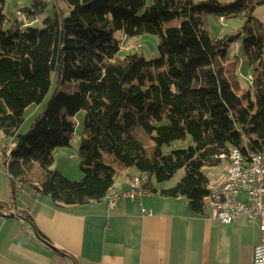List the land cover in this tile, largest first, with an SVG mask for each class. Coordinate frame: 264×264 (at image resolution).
Here are the masks:
<instances>
[{"label":"trees","instance_id":"1","mask_svg":"<svg viewBox=\"0 0 264 264\" xmlns=\"http://www.w3.org/2000/svg\"><path fill=\"white\" fill-rule=\"evenodd\" d=\"M28 1L21 10L29 19L47 16L39 26L17 20L6 28L0 10V144H17L9 167L14 180H26L35 165L44 174L36 191L68 207L108 198L120 168L147 175L149 185L152 179L168 183L184 170L160 193L185 197L195 214L204 215L211 187L205 169L221 165L232 149L264 152V24L254 16L264 0H152L150 6L147 0ZM227 17L245 24L214 37L209 18ZM118 32L157 36L159 58L121 57ZM241 41L243 55L228 71L230 52ZM243 59L252 81L241 97ZM53 73L61 84L78 83L77 89L57 91L29 132L18 135L27 108L44 101ZM81 112L83 176L73 181L53 168L54 152L71 146L76 131L69 118ZM176 143L188 146L176 149Z\"/></svg>","mask_w":264,"mask_h":264},{"label":"crops","instance_id":"2","mask_svg":"<svg viewBox=\"0 0 264 264\" xmlns=\"http://www.w3.org/2000/svg\"><path fill=\"white\" fill-rule=\"evenodd\" d=\"M40 174L36 183L44 180ZM138 174L120 168L110 195L126 192ZM225 174L226 169L213 177L211 186ZM21 185L13 189L0 168V210L13 205L32 222L24 226L0 214V264H252L254 247L263 240L259 222L250 223L244 215L225 224L208 209L195 214L185 197L162 195L172 183L152 179L136 202L121 198L114 207L109 198L59 207L50 196Z\"/></svg>","mask_w":264,"mask_h":264},{"label":"rangeland","instance_id":"3","mask_svg":"<svg viewBox=\"0 0 264 264\" xmlns=\"http://www.w3.org/2000/svg\"><path fill=\"white\" fill-rule=\"evenodd\" d=\"M202 1V0H197ZM235 0H229L230 3L234 2ZM29 3L28 0H9L7 3L2 6L0 4V10H3V15L6 17L9 24L6 26L10 27L11 25L15 24L16 21H21L25 25L30 26H39L42 23V20L47 17L45 14L40 15L38 19H29L26 14H24L21 10V8L25 7ZM147 6H150L152 4V0H147ZM20 14V15H19ZM254 16L257 18V20L264 24V6L257 7L254 12ZM244 17V16H243ZM223 21V20H222ZM219 19L209 18V29L214 37H222L225 34L232 33L235 29H238L242 27L245 24V19L241 18H230L227 17L224 22H222ZM178 25V22H172L169 24V26H176ZM116 41H121L125 51L121 52V57L125 56L128 53H138L143 55L148 61H153L159 58V51H158V37L154 35H144L141 37H135V38H125L124 35L120 32H118L115 35ZM138 46H142V48L138 49ZM136 47V49L132 50V48ZM130 49V50H129ZM243 42L234 47L233 50L230 52L231 58L230 64L226 65V69L228 71H234V67H236V59L235 56H242L243 55ZM239 76H240V82L243 90L239 93V96H243L246 90H250L251 84L249 80V76H251L252 69L249 65V62L245 59L241 60L240 68L238 69ZM252 77V76H251ZM78 87V83L75 82H67L65 84H61L58 81V74L53 73L51 76V87L49 92L47 93L44 101L40 104H33L29 106L25 112V119L19 130L17 131L18 135H24L27 134L35 122L36 118L42 114L45 109L48 102L52 99L53 95L57 92H64L65 94H73L75 90ZM86 119V114L84 112L79 113L74 118H69V121L73 122L75 124V136L71 143L70 147L65 148H59L55 150L54 152V167L55 169H58L59 172L64 177H67L70 180L78 181L82 178L83 173L80 168V161L78 158V149L80 142L82 138L84 137V121ZM191 140L189 139V143ZM10 141L3 142V144L8 145ZM188 145L182 144V143H176L175 148H185ZM17 148V145L15 148L11 149V154L9 157V160L6 159L8 162L7 165H4L6 162H0V168L9 176L10 180H14L11 177L10 174V165L13 162L14 156L13 151ZM0 150L3 152V149L0 148ZM227 165L223 162L221 165L215 168H206L205 173L209 177L210 183H212V178L216 177L225 171ZM135 170V169H134ZM136 171V170H135ZM42 171L39 167L33 166L31 170H27L26 172V180L19 181V179L14 180V185L16 186L17 183L22 184L21 187H23V190L26 188H31V192L34 194L39 195L38 191H36L35 187L36 185L40 183H36L37 180H39V175H41ZM184 176V170H180L175 178L168 182L167 184H177L182 177ZM154 180V179H153ZM220 181V180H218ZM25 182V184H24ZM12 183V182H11ZM217 183V182H216ZM28 185V187H26ZM18 199L23 197V194L17 195ZM9 208L14 211V215H11L10 218L14 217L17 218L19 221L22 222L24 226H27L28 224L32 223L29 218L23 213H19L15 206L11 205ZM4 216V215H3ZM27 228V227H26ZM34 231V230H32ZM28 232V231H27ZM30 234V233H29ZM39 239V237H38Z\"/></svg>","mask_w":264,"mask_h":264},{"label":"built area","instance_id":"4","mask_svg":"<svg viewBox=\"0 0 264 264\" xmlns=\"http://www.w3.org/2000/svg\"><path fill=\"white\" fill-rule=\"evenodd\" d=\"M8 145L0 144V162H4L5 154L11 150L14 139L9 140ZM223 162L226 168H231V176L221 186H211L214 189V198L204 199V205L212 211L215 218L225 224L232 223L239 216H246L250 223L259 222V228L263 240L254 247L252 264H264V166L247 164L240 157H231V151ZM148 183L137 181L132 177L129 189L126 192H117L116 198H111L110 206L114 207L121 198L128 199L131 204L140 199L147 193ZM1 209L0 214L3 217L14 215V211ZM143 214L151 216L152 211L143 209Z\"/></svg>","mask_w":264,"mask_h":264},{"label":"bare ground","instance_id":"5","mask_svg":"<svg viewBox=\"0 0 264 264\" xmlns=\"http://www.w3.org/2000/svg\"><path fill=\"white\" fill-rule=\"evenodd\" d=\"M20 15V14H19ZM219 20H223L222 22H224V18H220ZM249 80L252 81V77L249 76ZM16 142L13 141L11 149L16 147ZM11 154V150L5 154V160L4 162H6L4 165H7L8 162L6 161L9 160ZM228 156L224 155L222 156V160L226 159ZM231 157H240V159H244V161L247 164H255V161L257 163L260 164V166H264V152L263 153H251L248 152L247 154L243 153L240 149H232L231 150ZM231 176V168H226V174L225 176L218 181L216 184H214L213 186H221V183H224L225 180H227L228 178H230ZM135 179H137V181H144V179L146 178L147 183L149 185L150 182V178L147 175H143V174H138L136 176H134ZM117 197V192L112 193L108 198H109V202L111 200V198H116ZM214 198V189H210L209 190V194L207 195V197H205V199H212Z\"/></svg>","mask_w":264,"mask_h":264},{"label":"water","instance_id":"6","mask_svg":"<svg viewBox=\"0 0 264 264\" xmlns=\"http://www.w3.org/2000/svg\"><path fill=\"white\" fill-rule=\"evenodd\" d=\"M43 242H44V244H45L46 246H48V247H50V248H53L52 245H51V243H49L48 241H43Z\"/></svg>","mask_w":264,"mask_h":264}]
</instances>
